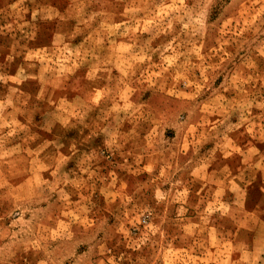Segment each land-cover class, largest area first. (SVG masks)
<instances>
[{
	"label": "rangeland",
	"instance_id": "374dc122",
	"mask_svg": "<svg viewBox=\"0 0 264 264\" xmlns=\"http://www.w3.org/2000/svg\"><path fill=\"white\" fill-rule=\"evenodd\" d=\"M261 200L264 0H0V264H246Z\"/></svg>",
	"mask_w": 264,
	"mask_h": 264
},
{
	"label": "crops",
	"instance_id": "0c3cea01",
	"mask_svg": "<svg viewBox=\"0 0 264 264\" xmlns=\"http://www.w3.org/2000/svg\"><path fill=\"white\" fill-rule=\"evenodd\" d=\"M259 206L261 210H248L249 214L255 215L258 219L256 224L240 226L250 233L251 240H248L247 250L244 254V261L246 264H264V201Z\"/></svg>",
	"mask_w": 264,
	"mask_h": 264
},
{
	"label": "built area",
	"instance_id": "2783aa9c",
	"mask_svg": "<svg viewBox=\"0 0 264 264\" xmlns=\"http://www.w3.org/2000/svg\"><path fill=\"white\" fill-rule=\"evenodd\" d=\"M144 222L146 221V219L143 220Z\"/></svg>",
	"mask_w": 264,
	"mask_h": 264
}]
</instances>
